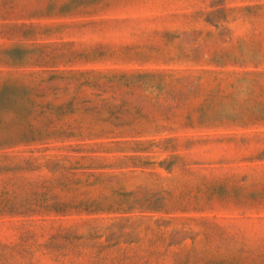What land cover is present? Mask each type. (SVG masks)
Segmentation results:
<instances>
[{
  "label": "rangeland",
  "instance_id": "rangeland-1",
  "mask_svg": "<svg viewBox=\"0 0 264 264\" xmlns=\"http://www.w3.org/2000/svg\"><path fill=\"white\" fill-rule=\"evenodd\" d=\"M0 264H264V0H0Z\"/></svg>",
  "mask_w": 264,
  "mask_h": 264
}]
</instances>
